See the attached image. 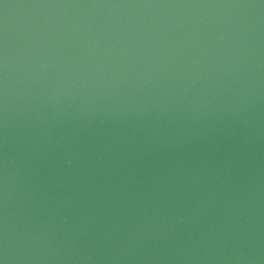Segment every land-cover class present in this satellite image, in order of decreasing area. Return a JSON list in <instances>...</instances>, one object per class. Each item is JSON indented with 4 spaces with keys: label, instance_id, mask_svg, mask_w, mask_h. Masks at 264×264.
I'll list each match as a JSON object with an SVG mask.
<instances>
[{
    "label": "water",
    "instance_id": "95a60500",
    "mask_svg": "<svg viewBox=\"0 0 264 264\" xmlns=\"http://www.w3.org/2000/svg\"><path fill=\"white\" fill-rule=\"evenodd\" d=\"M0 264H264V0H0Z\"/></svg>",
    "mask_w": 264,
    "mask_h": 264
}]
</instances>
